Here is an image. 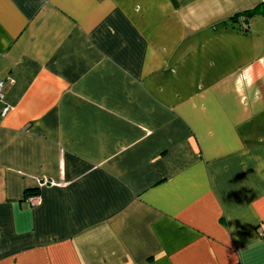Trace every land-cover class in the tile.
I'll use <instances>...</instances> for the list:
<instances>
[{
	"label": "crops",
	"instance_id": "obj_1",
	"mask_svg": "<svg viewBox=\"0 0 264 264\" xmlns=\"http://www.w3.org/2000/svg\"><path fill=\"white\" fill-rule=\"evenodd\" d=\"M261 3L0 0V264H264Z\"/></svg>",
	"mask_w": 264,
	"mask_h": 264
},
{
	"label": "trees",
	"instance_id": "obj_2",
	"mask_svg": "<svg viewBox=\"0 0 264 264\" xmlns=\"http://www.w3.org/2000/svg\"><path fill=\"white\" fill-rule=\"evenodd\" d=\"M259 14H264V4H257L253 9H250L248 11H244L242 13H238L236 15H234L233 17H231L230 19H228L227 21L223 22V28H226L227 23L230 22L232 26H234L235 22H239V26L243 24V26H246L248 19L251 18V16H255V15H259ZM237 25V26H238ZM214 27H218V26H214ZM25 192H27L28 194H32L34 193L35 195L39 193V191L37 189H27L25 190Z\"/></svg>",
	"mask_w": 264,
	"mask_h": 264
},
{
	"label": "built area",
	"instance_id": "obj_3",
	"mask_svg": "<svg viewBox=\"0 0 264 264\" xmlns=\"http://www.w3.org/2000/svg\"><path fill=\"white\" fill-rule=\"evenodd\" d=\"M2 84H3V83L0 82V88H1ZM41 183H42V184H53L52 181H47V180H45V179H42V180H41ZM34 196H35V197L32 198V202H35V203H36L37 201H39V200H38V199H39V195L36 194V195H34Z\"/></svg>",
	"mask_w": 264,
	"mask_h": 264
}]
</instances>
